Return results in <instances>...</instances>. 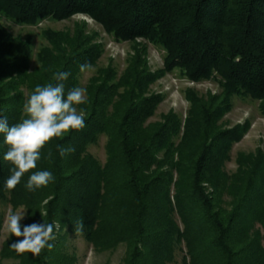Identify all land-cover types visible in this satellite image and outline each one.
Returning a JSON list of instances; mask_svg holds the SVG:
<instances>
[{
  "label": "trees",
  "instance_id": "1",
  "mask_svg": "<svg viewBox=\"0 0 264 264\" xmlns=\"http://www.w3.org/2000/svg\"><path fill=\"white\" fill-rule=\"evenodd\" d=\"M80 14L121 41L162 46L167 69H180L195 83L219 75L224 93L193 96L184 126L173 112L150 123L161 97L148 95L151 77L141 62L119 84H111L110 73L101 75L78 106L86 127L43 149L36 170L51 171L55 181L35 191L25 187L30 173L15 190L4 187L10 165L0 134V201L26 210L22 226L59 223L51 251L17 255L9 246L18 238L10 235L1 260L77 264L67 245L72 235L97 252L125 245L124 264H172L181 244L187 250L182 264H264V151L240 154L237 172L229 175L225 166L242 134L218 124L234 96L260 101L264 113V0H0L1 17L26 25ZM45 37L51 47L40 52L41 66L31 72L30 42L0 25V117L10 126L21 119L37 84L55 83L54 72L68 71L67 92L78 86L80 64L94 66L100 57L80 29ZM101 135L109 139L105 166L88 154ZM56 144L75 151L61 157ZM49 149L53 156L46 159ZM80 218L84 229L77 235ZM2 229L0 221V239Z\"/></svg>",
  "mask_w": 264,
  "mask_h": 264
},
{
  "label": "rangeland",
  "instance_id": "2",
  "mask_svg": "<svg viewBox=\"0 0 264 264\" xmlns=\"http://www.w3.org/2000/svg\"><path fill=\"white\" fill-rule=\"evenodd\" d=\"M0 25L3 26L14 38L29 41L31 44L30 71L40 68V52L50 48L45 34L48 32L67 33L74 35L77 29L84 32L88 44L96 47L100 57L93 66V71L79 72L78 87L86 89L90 82L101 75H112L111 84H119L136 61L141 62L152 84L149 96L158 95L161 102L158 105L150 123L160 122L163 116L175 113L184 126L191 110L193 96L198 99L222 97L224 93L223 79L214 74L210 79L195 83L188 79L185 72L180 69L168 70L166 66L168 54L160 45L146 39L135 41H121L108 32L100 23L86 15H76L64 21H56L51 18L40 20L35 25H26L7 20L0 16ZM110 73V74H108ZM28 95V92L26 93ZM219 126L225 130L240 128L242 138L237 142L230 153L225 171L229 175L237 172V158L240 154H252L259 148L264 151V113L261 111V102L249 96H234L230 100V108L219 121ZM108 136L101 135L97 142L88 148V154L97 160L102 166L108 162ZM14 211L10 203L0 201V221L3 229L0 239V252L4 243L10 237L6 230L5 218L9 211ZM24 211L21 225L26 221V210L19 208L16 212ZM70 251L75 252L77 264H124L127 253L125 245H120L110 252H97L83 238L70 236L67 239ZM187 253L185 244L177 247L175 261L172 264H182ZM0 264H17L15 260H1Z\"/></svg>",
  "mask_w": 264,
  "mask_h": 264
},
{
  "label": "clouds",
  "instance_id": "3",
  "mask_svg": "<svg viewBox=\"0 0 264 264\" xmlns=\"http://www.w3.org/2000/svg\"><path fill=\"white\" fill-rule=\"evenodd\" d=\"M80 72L93 71L89 62L80 64ZM70 72L56 71L52 80L45 85L37 84L22 109L21 119L9 125L7 118L0 117V134H4L3 143L7 151L3 160L10 165V175L4 187L13 191L21 183L22 178L29 174L26 189L35 191L47 187L55 181V176L48 170H36L42 158L43 149L54 139H62L72 131H80L86 127V113L78 106L86 103V89L74 86L65 91V81ZM56 151L64 157L75 151L72 145L56 144ZM53 152L48 150L46 159H51ZM42 215V214H41ZM24 211H9L5 218L7 232L18 239L10 244L17 255L30 253L39 257L47 249L51 251L56 240L58 222L31 223L22 226ZM83 218L76 221L75 234L83 233Z\"/></svg>",
  "mask_w": 264,
  "mask_h": 264
}]
</instances>
